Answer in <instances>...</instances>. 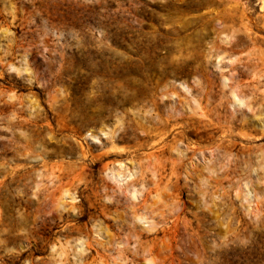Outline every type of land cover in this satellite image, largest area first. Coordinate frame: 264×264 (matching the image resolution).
<instances>
[{
    "label": "rangeland",
    "instance_id": "obj_1",
    "mask_svg": "<svg viewBox=\"0 0 264 264\" xmlns=\"http://www.w3.org/2000/svg\"><path fill=\"white\" fill-rule=\"evenodd\" d=\"M0 264H264V0H0Z\"/></svg>",
    "mask_w": 264,
    "mask_h": 264
},
{
    "label": "bare ground",
    "instance_id": "obj_2",
    "mask_svg": "<svg viewBox=\"0 0 264 264\" xmlns=\"http://www.w3.org/2000/svg\"><path fill=\"white\" fill-rule=\"evenodd\" d=\"M182 89L187 92V93H190V90L189 88L187 87V85H184V84H179ZM230 96L232 98V102H230L231 104H233V107H232V111H229L228 112V116L224 117V123L225 124H228L231 128L232 127H235L236 125V122H237V117H236V113H237V109L234 107L235 105L238 106V105H242V101L237 97L236 93L231 91L230 92ZM208 97V95H205V99L206 100ZM204 106H202V101L201 99H196L194 97L191 98L190 101H188L186 103V107H185V110L181 111V112H177L176 113H172V114H169L167 115V118L164 119V121H157L154 123L153 125V128L152 130L149 132V133H155L156 136H159V135H164L165 132H163V130H165V124L167 122H169L171 119L176 121V120H181L182 122L184 123H190L194 118H197L199 120H206L208 123H210L211 125H213L214 127H217L219 125V122L218 123H214L212 122V118H210V114H209V111H204ZM218 117V116H217ZM160 120V119H159ZM155 121V120H154ZM212 122V123H211ZM168 125V124H167ZM180 125V124H178ZM182 125V124H181ZM156 126V127H154ZM224 130V129H223ZM149 131V129H148ZM230 131V130H229ZM143 132V131H142ZM146 132V131H145ZM146 134V133H145ZM105 136L107 137V145H110L109 146V149L107 150L106 154H111V153H114L115 152V149L113 147V143L115 141V137H114V134L113 133H106ZM93 140H98L96 138V136H92L91 137ZM159 143H162L161 146V150L160 152H158L157 154L155 153H150L152 156H160V155H163L166 150H174L175 149V146H176V141H175V137H172L171 141H169L168 144H166L167 142L164 141V139L162 138H159ZM179 143V141H178ZM102 144V143H101ZM105 145V144H104ZM193 152V151H192ZM148 154V155H150ZM148 157V156H147ZM180 157V156H179ZM181 158V157H180ZM179 158V159H180ZM177 159V160H179ZM159 160V159H158ZM171 161V160H170ZM176 160L174 159V161H172V163H174ZM171 163V164H172ZM122 162H119V165H121ZM175 168L171 167V171H174ZM120 173H117L115 176H112L111 178L114 180H118L119 178H121V176L119 175ZM173 174V172H172ZM107 177V175H106ZM110 178V179H111ZM111 179V180H112Z\"/></svg>",
    "mask_w": 264,
    "mask_h": 264
}]
</instances>
